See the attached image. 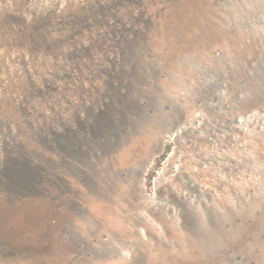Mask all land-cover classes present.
<instances>
[{"label":"rangeland","instance_id":"obj_1","mask_svg":"<svg viewBox=\"0 0 264 264\" xmlns=\"http://www.w3.org/2000/svg\"><path fill=\"white\" fill-rule=\"evenodd\" d=\"M0 264H264V0H0Z\"/></svg>","mask_w":264,"mask_h":264}]
</instances>
